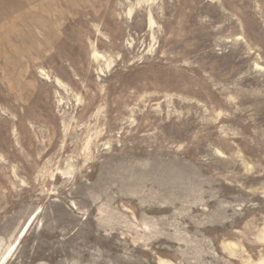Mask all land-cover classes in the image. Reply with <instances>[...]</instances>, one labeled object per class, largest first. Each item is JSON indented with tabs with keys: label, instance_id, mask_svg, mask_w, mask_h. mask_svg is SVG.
<instances>
[{
	"label": "rangeland",
	"instance_id": "374dc122",
	"mask_svg": "<svg viewBox=\"0 0 264 264\" xmlns=\"http://www.w3.org/2000/svg\"><path fill=\"white\" fill-rule=\"evenodd\" d=\"M0 264H264V0H0Z\"/></svg>",
	"mask_w": 264,
	"mask_h": 264
}]
</instances>
